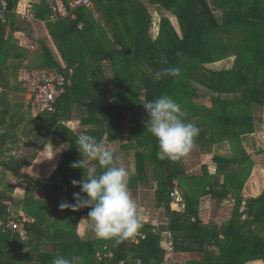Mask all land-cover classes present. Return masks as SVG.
<instances>
[{
	"label": "trees",
	"instance_id": "16d2710c",
	"mask_svg": "<svg viewBox=\"0 0 264 264\" xmlns=\"http://www.w3.org/2000/svg\"><path fill=\"white\" fill-rule=\"evenodd\" d=\"M6 1L10 13L6 23L0 19V165L18 183L0 190V220L19 221L25 236L0 230V264H52L57 256H82V264L166 263L159 226L141 222L136 235L146 239L139 245L133 237L119 242L81 237L79 223L90 209L60 208L62 202L74 203L73 193L81 191L71 181L83 179V172L70 166L82 159L76 144L81 134L103 139L109 148L120 144L122 152L133 155L129 191L136 195L156 187L154 207L168 220L174 254L189 256L185 264H264V191L249 199L243 195L255 167L243 141L255 133L253 109H264V0H92L93 10L72 9L75 0H63L70 15L61 19L52 10L55 0H37L32 6L37 22L45 24L61 60L46 40L35 39L38 23L11 13L21 0ZM150 7L174 16L180 33L168 16L156 20ZM20 32L28 44L17 39ZM33 42L35 51L29 49ZM230 57V68L209 67ZM169 66L181 74L153 80L151 73ZM22 69L70 79L55 111L34 118L35 130L25 124L24 103L15 96ZM200 90L210 105L196 103ZM164 95L180 103L186 121L200 128L194 150L229 142L234 155H215V171L205 165L199 175L188 172L185 157L159 159L158 141L145 128L143 104ZM76 111L82 112L80 135L71 128ZM50 140L67 146L56 169L49 177L25 175ZM236 165L240 169L232 171ZM17 188L25 191L21 204L15 201ZM179 193L183 209L176 211L172 205ZM207 197L219 206L233 199L232 217L204 225L201 202Z\"/></svg>",
	"mask_w": 264,
	"mask_h": 264
},
{
	"label": "clouds",
	"instance_id": "9594fccd",
	"mask_svg": "<svg viewBox=\"0 0 264 264\" xmlns=\"http://www.w3.org/2000/svg\"><path fill=\"white\" fill-rule=\"evenodd\" d=\"M160 62L167 64L161 56ZM179 67H165L151 73L154 81L164 77H178ZM147 113L145 128L158 141L157 156L161 160L177 161L188 156L198 145L196 138L200 128L186 121L187 112L180 103L164 95L143 104ZM77 150L82 159L71 163V168L80 169L83 179L72 180L79 193H73L74 203L62 202L60 208L76 212L90 209L87 218L92 222V230L98 239L123 241L134 237L143 227L138 216L137 204L129 191V170L119 163L118 157L103 139L81 134L77 140ZM95 162V163H93ZM97 166L103 169L97 173ZM83 257L71 259L57 256L52 264H82Z\"/></svg>",
	"mask_w": 264,
	"mask_h": 264
},
{
	"label": "rangeland",
	"instance_id": "374dc122",
	"mask_svg": "<svg viewBox=\"0 0 264 264\" xmlns=\"http://www.w3.org/2000/svg\"><path fill=\"white\" fill-rule=\"evenodd\" d=\"M37 0H34V2ZM28 4V3H27ZM26 4V5H27ZM31 6V4L29 2ZM91 10L94 9L92 5ZM150 11L152 15L155 17L156 20L160 19L161 15L168 16L171 19L172 24L174 25L175 29L178 33H180L179 25L177 19L172 16L170 13L163 11L158 8L150 7ZM38 23L37 33L42 36V31L44 32V23ZM35 23V24H36ZM43 24V25H41ZM155 30V29H153ZM39 35V36H40ZM40 36V37H41ZM20 42L21 39L19 38ZM34 43V42H33ZM35 44V43H34ZM30 45V44H29ZM234 63V57H230L225 61L219 62L217 64L211 65L214 69H224L232 67ZM110 73H108V77L111 78ZM15 85L17 90L15 89V96L18 97V102L24 103V108L22 110L23 116L25 118V124L32 130H35L37 127L34 117L29 112L27 107V92L26 89L19 84L18 81H15ZM199 97L196 99L197 104L203 105H210V100L204 97V93L202 90L199 91ZM82 112L76 111L75 115V122L71 124V128L78 133L81 134L83 127H81L78 118H80V114ZM253 115L255 116V133L249 135L244 138L243 146L246 149L247 153L251 156L253 161L255 162V167L249 177L245 189L243 191V195L246 199L254 198L260 196L264 191V109L262 108H255L253 109ZM35 134H38V131H35ZM50 145L45 148L43 151H39L35 160L31 162V165L28 169L24 170V174L35 178L37 176H50L53 171L56 169L59 160L63 152L66 149V145L61 144L59 142H53L50 140ZM23 147L26 148V144H23ZM116 153V156L119 159V163L126 167L130 173L135 170V161L133 155L125 154L120 149V144H115L114 146L110 147ZM23 151L21 152V154ZM215 155H223L231 157L233 156V152L229 142L224 144H220L212 148L211 150H193L188 156L185 157V163L187 166V170L190 174L199 175L202 173V167L205 165L209 166L210 171L214 172L216 167L213 165L212 159ZM240 168L238 165L234 166L231 170L238 171ZM17 184L18 180L14 178L11 173L7 172L1 165H0V190L6 184ZM155 189L156 187L153 185H149L147 188H143L134 195L132 192L131 196L135 200L137 204L138 216L141 221H145L151 224H155L160 227V230L163 234V247L167 250L168 254L166 256V263L165 264H185L187 260H189V256L185 255H175L172 250V238L170 233H168V220L162 216V210L156 209L155 205ZM24 189L17 188L14 197L17 204H21L22 200L24 199ZM180 193L177 194L176 201L173 202V209L176 211H180L183 209V202H181ZM235 202L233 199L230 201H226L222 203L220 206L216 204L211 198L207 197L202 199L201 202V212H200V219L204 225H208L212 219L215 218L217 223L221 224L225 220H229L233 214ZM242 208V211L244 210ZM86 216V215H85ZM84 218H87L84 217ZM82 217V219H84ZM81 219V221H82ZM88 220V224H89ZM92 223V222H91ZM81 224V225H80ZM83 223H79L78 232L82 235L84 228L82 227ZM81 226V227H80ZM88 235H86L87 237Z\"/></svg>",
	"mask_w": 264,
	"mask_h": 264
},
{
	"label": "built area",
	"instance_id": "2783aa9c",
	"mask_svg": "<svg viewBox=\"0 0 264 264\" xmlns=\"http://www.w3.org/2000/svg\"><path fill=\"white\" fill-rule=\"evenodd\" d=\"M92 5V0H75L72 2L71 8H91ZM52 10L56 15H59L60 18H67L70 15L69 8L63 0H55L52 5ZM9 13L8 2L6 0H0V19L3 23H6V17ZM11 13L18 16L22 21L30 24H34L38 21L29 3L25 5L22 10H20L18 6L17 10ZM56 20L57 19H54L53 21ZM29 49L35 51L37 47L35 44H31L29 45ZM69 81L70 79L66 75L49 70L22 69L18 73V82L26 89L28 96L27 107L34 118L44 112L55 111L57 101L66 93ZM23 220L28 221L26 218ZM0 230L3 232H20L22 237L25 236L23 225L17 220H0ZM145 239L146 236L140 234L134 236L131 242L139 245L141 241ZM107 258H114V253L110 251ZM99 260L102 261L103 256H99ZM120 264H124V262H120Z\"/></svg>",
	"mask_w": 264,
	"mask_h": 264
},
{
	"label": "crops",
	"instance_id": "0c3cea01",
	"mask_svg": "<svg viewBox=\"0 0 264 264\" xmlns=\"http://www.w3.org/2000/svg\"><path fill=\"white\" fill-rule=\"evenodd\" d=\"M31 3V4H33L34 3V0H21V2H20V4H19V8H20V10H22L23 9V7L27 4V3ZM61 19V18H60ZM60 19H57L56 21H55V23L56 22H58ZM41 25H43V24H41ZM38 26H36L35 25V32H36V34H35V39L37 40L41 35L39 34V32L37 33V28ZM40 35V36H39ZM16 37H17V39H21V42L20 43H22V44H28V42H29V39H28V36H27V34H25V33H17L16 34ZM44 40H46L47 41V43H48V45H49V47L51 48V50L53 51V52H55V54L60 58V55H59V53H58V51H57V48H56V46H55V44H54V42H53V40L51 39V37L49 36V33H48V30H47V28H46V26H45V24H44V32L42 31V36H41ZM20 41V40H19ZM60 60H61V58H60ZM62 62V61H61ZM84 217H86V216H83V218ZM82 219V218H81ZM80 222L81 223H83L84 222V225L82 226L83 228H84V231H83V234L81 235L79 232H78V234L81 236V237H86V235H88V236H91V238H95L96 236H95V234H94V232H93V230H92V223H91V221H89V224H88V220H80ZM141 222H145V221H141ZM81 225V224H80ZM153 225H155V224H153ZM81 227V226H80ZM87 236V237H88Z\"/></svg>",
	"mask_w": 264,
	"mask_h": 264
}]
</instances>
